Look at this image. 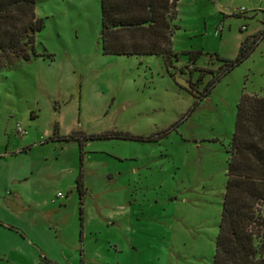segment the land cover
<instances>
[{"label":"rangeland","instance_id":"374dc122","mask_svg":"<svg viewBox=\"0 0 264 264\" xmlns=\"http://www.w3.org/2000/svg\"><path fill=\"white\" fill-rule=\"evenodd\" d=\"M34 11L39 55L0 57V178H20L0 197V264H210L236 106L264 96V36L205 94L201 70L264 31V0H177L169 65L103 54L99 0Z\"/></svg>","mask_w":264,"mask_h":264},{"label":"trees","instance_id":"16d2710c","mask_svg":"<svg viewBox=\"0 0 264 264\" xmlns=\"http://www.w3.org/2000/svg\"><path fill=\"white\" fill-rule=\"evenodd\" d=\"M176 3L177 0H99L98 37L102 53L157 55L164 64H171L176 57L170 38ZM34 7L35 0H0L1 58L29 60L39 55L35 33L43 28L44 22L36 16ZM263 36L264 31L247 35L234 59H221L223 63L215 70H201L211 74L204 94L243 61ZM186 67L194 69L192 64ZM227 151L226 178L210 264H264V96L241 94ZM76 189L81 195L80 173ZM40 257L44 264L50 262L45 254Z\"/></svg>","mask_w":264,"mask_h":264},{"label":"crops","instance_id":"0c3cea01","mask_svg":"<svg viewBox=\"0 0 264 264\" xmlns=\"http://www.w3.org/2000/svg\"><path fill=\"white\" fill-rule=\"evenodd\" d=\"M13 153V152H12ZM14 154V153H13ZM9 155H11L10 151H3V153H0V158H9ZM20 178H16L14 173H9L4 175L2 178H0V197L2 198H6V197H11V196H17L19 193L18 191L14 188V184L16 182H14L15 180H19ZM13 226V228L17 231H21L17 226L15 225H11ZM10 227V226H8ZM12 228V227H10ZM22 233V231H21ZM20 233V234H21ZM22 237V236H21ZM24 238V237H23ZM16 239V238H15ZM30 243V242H27ZM20 244H17L16 250L15 247H13V245L10 246V251L14 252V254L16 255L18 253V251H20L19 248ZM20 255L22 256V254L20 253ZM18 255V256H20Z\"/></svg>","mask_w":264,"mask_h":264},{"label":"built area","instance_id":"2783aa9c","mask_svg":"<svg viewBox=\"0 0 264 264\" xmlns=\"http://www.w3.org/2000/svg\"><path fill=\"white\" fill-rule=\"evenodd\" d=\"M17 129H18V131L20 132V133H23V132H25V130L24 129H22V128H20L19 126H17ZM56 195L58 196V195H60V192L59 191H57L56 192Z\"/></svg>","mask_w":264,"mask_h":264}]
</instances>
